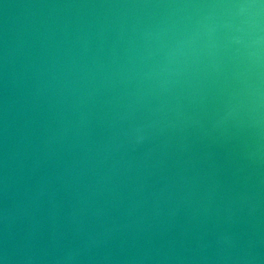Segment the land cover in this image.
I'll list each match as a JSON object with an SVG mask.
<instances>
[{"label": "water", "instance_id": "95a60500", "mask_svg": "<svg viewBox=\"0 0 264 264\" xmlns=\"http://www.w3.org/2000/svg\"><path fill=\"white\" fill-rule=\"evenodd\" d=\"M0 264H264V0H0Z\"/></svg>", "mask_w": 264, "mask_h": 264}]
</instances>
